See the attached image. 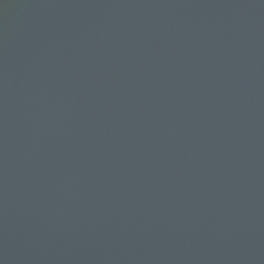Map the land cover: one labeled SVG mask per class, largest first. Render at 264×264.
Returning <instances> with one entry per match:
<instances>
[{
	"label": "water",
	"instance_id": "95a60500",
	"mask_svg": "<svg viewBox=\"0 0 264 264\" xmlns=\"http://www.w3.org/2000/svg\"><path fill=\"white\" fill-rule=\"evenodd\" d=\"M0 264H264V0H0Z\"/></svg>",
	"mask_w": 264,
	"mask_h": 264
}]
</instances>
